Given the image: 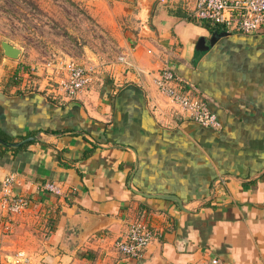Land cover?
<instances>
[{
  "label": "crops",
  "instance_id": "1",
  "mask_svg": "<svg viewBox=\"0 0 264 264\" xmlns=\"http://www.w3.org/2000/svg\"><path fill=\"white\" fill-rule=\"evenodd\" d=\"M113 2L125 22L118 55L131 66L114 59L72 98L59 92L61 69L27 66L0 49V135L6 144L36 137L0 144V180L13 174L12 192L28 201L22 213L0 216V256L264 264V23L255 34L225 33L199 25L185 0ZM19 64L30 72H15ZM163 68L206 101L220 129L167 103L152 82ZM135 220L157 235L140 259L112 247Z\"/></svg>",
  "mask_w": 264,
  "mask_h": 264
},
{
  "label": "rangeland",
  "instance_id": "2",
  "mask_svg": "<svg viewBox=\"0 0 264 264\" xmlns=\"http://www.w3.org/2000/svg\"><path fill=\"white\" fill-rule=\"evenodd\" d=\"M113 1L0 0V41L27 66L62 70L74 62L97 74L121 51L125 22L114 16Z\"/></svg>",
  "mask_w": 264,
  "mask_h": 264
},
{
  "label": "built area",
  "instance_id": "3",
  "mask_svg": "<svg viewBox=\"0 0 264 264\" xmlns=\"http://www.w3.org/2000/svg\"><path fill=\"white\" fill-rule=\"evenodd\" d=\"M185 2L193 19L219 26L225 33L255 34L264 22V0H185ZM115 61L124 66H131L124 54L118 55ZM62 70L64 78L58 88L63 98L76 96L92 80L93 73L74 62L64 63ZM137 71L143 73L139 69ZM152 82L158 93L185 119L201 128L220 129V124L209 110L206 101L183 91L185 82L180 76L163 68L153 77ZM14 181L13 174H7L0 180V216L6 219L22 213L28 205L23 196L12 192ZM42 189L52 196L63 195L58 187L50 183H44ZM156 236V233L141 221L135 220L130 222L125 231L112 242V247L124 257L140 259ZM5 264H28V257L23 252H16L5 256ZM210 264H215V261L212 260Z\"/></svg>",
  "mask_w": 264,
  "mask_h": 264
},
{
  "label": "water",
  "instance_id": "4",
  "mask_svg": "<svg viewBox=\"0 0 264 264\" xmlns=\"http://www.w3.org/2000/svg\"><path fill=\"white\" fill-rule=\"evenodd\" d=\"M0 49H1V53L4 57H6L7 59H10V60H15L18 58L19 56V50L17 48H15L14 46L8 44L7 42H1L0 43ZM36 137L35 136H31V137H28V138H25L24 140L18 142V143H10V144H6V143H3L1 140H0V144L3 145V146H9V147H18L19 145L23 144V143H28L30 141H33L35 140ZM164 199H169V200H175L177 201L176 198L174 197H170V196H165L163 197Z\"/></svg>",
  "mask_w": 264,
  "mask_h": 264
},
{
  "label": "trees",
  "instance_id": "5",
  "mask_svg": "<svg viewBox=\"0 0 264 264\" xmlns=\"http://www.w3.org/2000/svg\"><path fill=\"white\" fill-rule=\"evenodd\" d=\"M198 23H199V25H201L202 27H204V28H206V29H209V23H207V22H204V21H198ZM264 23V22H263ZM223 30V29H222ZM15 72H23V73H29L30 72V70H29V68L27 67V66H25V65H22V64H19V67L17 68V70L15 71ZM16 77V74L14 73V75H13V78H15ZM62 131H64V130H62ZM45 133H49V132H47V131H45ZM60 133H63V132H60ZM0 139H1V141H3V142H5V143H9L10 141H11V139H9V138H5V137H2V135H0ZM20 139V138H19ZM26 145H28V144H24V145H22V146H26ZM93 149H94V147H92ZM90 153V150H87V151H85L84 153H83V157H86L88 154Z\"/></svg>",
  "mask_w": 264,
  "mask_h": 264
}]
</instances>
